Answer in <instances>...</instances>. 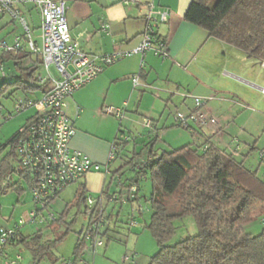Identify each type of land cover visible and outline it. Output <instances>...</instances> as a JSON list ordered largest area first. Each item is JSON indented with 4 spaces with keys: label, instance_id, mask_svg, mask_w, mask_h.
Masks as SVG:
<instances>
[{
    "label": "trees",
    "instance_id": "obj_1",
    "mask_svg": "<svg viewBox=\"0 0 264 264\" xmlns=\"http://www.w3.org/2000/svg\"><path fill=\"white\" fill-rule=\"evenodd\" d=\"M30 10L35 9L30 6ZM18 12L20 15L19 10ZM183 16L186 22L202 28L211 38L238 50L257 63L264 64V0H192ZM26 23L30 30L27 21ZM20 34L26 37L23 31ZM162 40L165 41L164 38ZM4 55H8L7 58L14 63L27 56L34 57L24 48L15 55L0 52V59ZM31 60V66L19 68V75L13 82L0 86V99L9 97L11 91H20L25 96L14 104L26 100L36 101L48 90L49 82L40 83L42 76L38 70L42 67V61L37 57ZM0 68H3L2 65ZM2 76H5L4 72ZM0 107L3 108L1 104ZM9 114L12 116L11 112ZM32 117L33 115L26 123ZM119 127L121 128V123ZM17 134L18 131L0 146V195L7 191L21 195L24 192L21 182H25L29 190L31 187L30 179L18 167L16 154L10 148ZM130 139L123 141L117 138L114 142L112 161H117L118 166L115 170H109V164L106 165L108 182L100 195L94 197L89 194L81 179L78 180L72 184L76 186L72 200L64 206L57 220L54 218L52 222L39 224L30 234L19 231L10 244L24 245L32 254L31 264H39L72 231L78 214H83L86 221L77 231L73 246V257H77L86 246L83 233L92 220L100 215L111 217L107 209L112 211L116 206L122 209L123 205L131 204L132 207L139 204L138 193L143 180L149 181L151 187L149 195L144 197L151 210L149 221L144 227L157 246L151 263L264 264V229L255 235L245 230L246 226L264 218V181L257 177L255 171L246 167L243 160H239L237 152L219 150L208 139L200 144L191 143L172 151L158 152L153 148V143L157 140L155 136L149 141L147 155L142 156L143 151L140 149L137 153L136 142ZM4 148L6 151L1 155ZM105 170L101 171L105 173ZM14 176H18L20 180L14 181ZM134 181L137 190L134 193L135 199L131 201L127 197ZM88 195L95 200L90 215H86L84 209ZM115 195L117 197L112 199ZM123 199L126 201L123 202ZM168 201L178 207L179 214L167 213ZM51 205L47 208L48 213ZM71 210L75 211V215L67 222L62 236L46 240L41 226L63 221ZM134 213L132 211L126 219L128 226L131 220H135ZM184 217L193 219L197 234L170 245L175 235L174 220ZM118 223L119 212L116 213L114 221L112 220L113 226H105L97 235L108 243L111 240L108 232L117 234Z\"/></svg>",
    "mask_w": 264,
    "mask_h": 264
},
{
    "label": "crops",
    "instance_id": "obj_2",
    "mask_svg": "<svg viewBox=\"0 0 264 264\" xmlns=\"http://www.w3.org/2000/svg\"><path fill=\"white\" fill-rule=\"evenodd\" d=\"M124 1L126 0H65V21L71 37L87 55L101 56L130 51L142 41L147 26L144 17L148 7L152 5L156 10L169 12L167 22L154 27L156 33L165 40L166 56H156L153 52H146L143 56L131 55L103 69L94 80L68 98L66 114L75 130L68 147L85 155L93 164L101 167L109 164V170H115L118 162H109L108 158L113 152V144L117 138L130 136L125 132L130 134L131 131L122 124L120 128L113 116L102 114L101 109L105 106L122 108L125 104L129 117L125 119L128 123L149 119L155 126L151 132L158 137L157 131L169 126L166 114L168 104L171 103L186 114L193 109L194 104L188 98H182L186 94L211 99L206 102L204 111L217 120V125H209L205 130L190 125L189 129H183L190 136L182 142H188L185 145L200 144L208 139L219 150L237 152L239 160H243V164L255 171L258 177L264 162V95L260 92L264 89L260 87L264 64L247 58L238 50L211 38L202 28L186 22L183 15L192 0H138V3ZM32 13L38 19L39 30L40 17L37 11L33 10ZM4 17L0 16V22ZM29 17L28 35L38 42L39 31L34 30L36 27L32 25L31 13ZM16 34L20 33H12L9 41L2 40L12 44ZM23 46L28 51L25 41ZM7 56L4 55L0 62ZM33 58L27 56L20 62L29 60L31 66ZM50 73L54 78L57 77L52 70ZM135 74H139L142 85L165 81L169 84L170 91H155L143 86L134 88L130 80ZM172 125L176 126L174 122L170 124ZM138 136L141 139L144 137ZM137 150L138 147L135 148L136 152ZM141 153L143 156V152ZM256 159H259L258 163ZM81 181L86 191L97 197L107 185L108 175L102 171H90ZM142 182L146 181L142 180L141 184ZM141 184L138 193L140 203L142 200L146 201L144 197L147 196L143 194ZM72 186L76 190V186ZM106 211H109L114 221L115 208ZM49 213L51 214V209ZM112 226L113 224L110 225ZM109 233L119 234L108 232V235ZM110 241L104 242L99 249H106Z\"/></svg>",
    "mask_w": 264,
    "mask_h": 264
},
{
    "label": "built area",
    "instance_id": "obj_3",
    "mask_svg": "<svg viewBox=\"0 0 264 264\" xmlns=\"http://www.w3.org/2000/svg\"><path fill=\"white\" fill-rule=\"evenodd\" d=\"M138 3V0H126L124 3ZM20 5H30L40 17L38 42L33 41L28 35L29 29L24 18H20L17 7ZM0 16L19 17L22 30L26 37L16 34L12 44L0 41V52L11 53L13 55L23 51V42L27 44L29 54L40 58L45 74L40 78V83L49 82L50 87L38 100L19 101L14 104V113H21L33 110V117L26 123L25 127L18 130V134L12 141L10 148L14 151L18 161V167L28 176L31 182L30 192L35 208L31 210L26 219H20L12 228H0V253L5 246L10 244L19 234L24 223L33 225L54 221V216L47 212L57 195L68 186L82 179L90 171H101L107 166L101 167L93 164L82 153L71 150L68 146L75 130L69 121L66 108L67 99L75 92L85 87L94 80L103 69L114 65L120 60L138 54L143 56L146 52H153L156 56H166V45L154 27L156 24L167 22L169 12L167 10L155 9L152 5L148 7L144 17L147 26L143 33L142 41L139 45L124 52H113L101 56L87 55L78 42L71 37L66 20L65 0H0ZM54 67L57 77L54 78L49 68ZM2 72V68H0ZM3 75V72L0 73ZM131 83L134 88L143 86L155 91L169 92V84L165 81H155L149 85H142L139 81V74L131 76ZM264 95V89L260 90ZM190 95H182V98H191ZM209 98H193L194 107L189 113L176 112L174 123L188 129L190 125L205 130L209 125H217L214 117L208 116L204 111ZM126 105L122 108L105 106L101 109L104 115L113 116L115 119H125ZM0 117L7 120L11 117L2 115L0 107ZM142 127L148 131L154 130L151 120L144 119ZM121 140H129L128 136H123ZM109 162L114 159L113 152L110 154ZM107 174V170H105ZM137 181V180H135ZM130 188L129 200L135 199L136 182ZM139 181V180H138ZM117 196H112L115 199ZM126 200L123 199V202ZM95 200L88 195L86 198V215L93 211ZM149 204V203H148ZM141 203L136 207L141 208ZM135 212V210H133ZM112 224L111 217L100 215L93 219L84 234L86 246L82 252L71 260H63L61 264H90L85 257H93L98 248L103 245L102 239L97 235L105 226ZM136 225L135 220H131L129 227ZM20 256H16V261L5 264H17ZM125 261H129L125 258ZM130 262V261H129ZM130 264H133L130 262Z\"/></svg>",
    "mask_w": 264,
    "mask_h": 264
},
{
    "label": "rangeland",
    "instance_id": "obj_4",
    "mask_svg": "<svg viewBox=\"0 0 264 264\" xmlns=\"http://www.w3.org/2000/svg\"><path fill=\"white\" fill-rule=\"evenodd\" d=\"M18 10L20 11L19 17L24 18L29 24L31 20L29 13H31L32 25L36 27L34 30L37 31L38 19L35 13H32L33 11L30 10V6H19ZM19 17L12 18L6 16L1 20L0 26L3 27L0 29V41L2 39L9 41V37L12 33H22L23 30L21 23H19ZM32 35L34 37V34ZM29 64V60H23L22 63H14L7 57L4 58L3 62H0V67L2 65V70L5 76L3 77L2 74H0V86L2 84H9L13 82L19 75V68H27L30 66ZM51 70L52 72H55L53 66H51L50 71ZM43 71L44 70L42 67L38 70L39 74L41 75H44ZM0 73L2 72L0 71ZM260 82L262 83L260 87H264V71L262 75H260ZM11 92L12 94H10L9 97L4 96L0 99V104L3 107L2 115H7L8 112L12 113V116L7 120H4L0 117V146H3L26 123V120L34 114L32 109L18 114L14 113V102L22 99L25 95L20 91ZM194 97L195 96L188 98L191 104L193 103ZM168 105L169 106L166 110V114L167 118L169 119L167 122L169 126H167L164 130L157 131L158 137L153 143L154 150H158V152L178 149L188 143L182 141H185V139L187 140V138L190 136L186 130L178 129V127H173V125L170 126V124L174 122V114L176 112L183 113V111L177 110L171 103ZM125 116L127 117V113H125ZM114 120L117 122V124L121 123L123 127L125 126L126 129H130V134L129 132H125V134L130 135L129 137L135 140L136 147H138L137 153H139L141 149L143 154L147 155V152L150 148L149 141H151L149 139H153L154 137L151 136L155 135H153L154 132L142 128V122L144 119L140 120L139 122H135L134 124H129L127 119H122L120 121L114 118ZM138 135H142L144 137L141 139ZM5 151L6 149L3 150L1 155H3ZM256 162L258 163L259 159H256ZM261 165L262 167L260 168L258 177L264 179V162ZM18 179V176H14V181H17ZM141 185L143 194L148 196L151 191L150 182H142ZM20 186L24 190L21 195H18L14 191H7L6 193L0 195V228H12L13 225H16L20 219H26L29 212L35 208V205L32 201L31 192L28 189L26 183L21 182ZM73 187L74 186L70 185L64 189L61 196L52 204V207L50 208L51 214L54 216V218H56V220L60 217V214L63 211L62 209H64L66 203L73 198L72 196L75 192V188ZM173 204L174 203L171 201L167 202V213L170 215L179 214L178 207ZM148 205L149 204L146 201L142 200L140 209L135 205L132 207L131 205H123L121 206L122 209H119L117 206L114 207L115 214L119 212L120 223H118L119 227L117 228V233L119 234L115 235L109 233L111 241L106 248L107 250L105 248H98L100 251L94 257L87 255L85 259H87L90 264H130V262L133 264H155L151 263V258L156 253L157 246L150 233L147 232V229L144 227L145 224L148 223L151 215L150 206ZM133 210H135L134 215L136 216V225L133 228H130L127 225L128 223L126 219H128L129 214L132 213ZM115 214L113 218H115ZM73 215H75V211L71 210L69 214L63 218V221H57V223L54 222L50 226L45 224L41 226L44 231V238L46 240H53V238L61 237V234H63L67 227V222L72 219ZM85 221L84 215L78 214L72 231L68 233L61 242H58L56 247L48 253L47 259L40 262L39 264H61L63 260H71L73 258V246L75 245L77 239V231L80 230ZM37 227H39V224L33 225L30 223H24L21 230L24 234H30L35 231ZM174 227L175 235L169 243L170 245L173 244V242L179 241L181 239L184 240L187 237L195 236L197 234L195 223L191 217L175 218ZM263 229L264 218L258 219L255 223L246 226L245 228L247 232L254 235L261 233ZM102 241L104 244L105 239H102ZM16 256H20L17 264L32 263V254L24 245L8 244L4 247L2 253H0V264H5L14 260L16 261ZM57 258L60 259L57 260ZM125 258H128L130 262L125 261Z\"/></svg>",
    "mask_w": 264,
    "mask_h": 264
}]
</instances>
